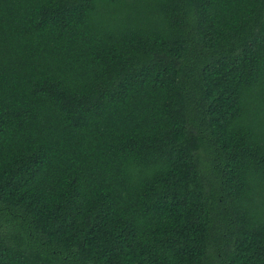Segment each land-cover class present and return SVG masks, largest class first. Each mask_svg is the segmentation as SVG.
<instances>
[{
    "label": "trees",
    "instance_id": "obj_1",
    "mask_svg": "<svg viewBox=\"0 0 264 264\" xmlns=\"http://www.w3.org/2000/svg\"><path fill=\"white\" fill-rule=\"evenodd\" d=\"M0 264H264V0H0Z\"/></svg>",
    "mask_w": 264,
    "mask_h": 264
}]
</instances>
